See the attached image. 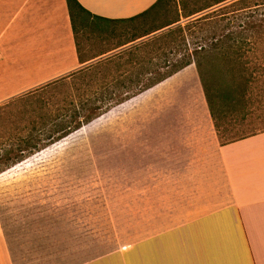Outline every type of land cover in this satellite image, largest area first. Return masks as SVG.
Wrapping results in <instances>:
<instances>
[{
    "label": "crops",
    "instance_id": "1",
    "mask_svg": "<svg viewBox=\"0 0 264 264\" xmlns=\"http://www.w3.org/2000/svg\"><path fill=\"white\" fill-rule=\"evenodd\" d=\"M77 1L98 18L86 36L74 33L66 0H0V104L76 76L108 80L92 84L95 91L133 92L130 80L150 75L144 58L129 52L158 33H142L145 18L122 21L158 0ZM119 37L110 48L90 46ZM120 120L133 127L83 134L101 142L93 152L105 156L88 164V150L64 148L62 180L47 175L37 196L30 193L32 205H45L32 216L46 242L24 249L8 228L16 216L0 209V264H264V132L222 146L198 101L182 102L169 117ZM34 166L0 175V202L12 189L22 192L15 170H54ZM72 168L77 177L65 175Z\"/></svg>",
    "mask_w": 264,
    "mask_h": 264
},
{
    "label": "trees",
    "instance_id": "2",
    "mask_svg": "<svg viewBox=\"0 0 264 264\" xmlns=\"http://www.w3.org/2000/svg\"><path fill=\"white\" fill-rule=\"evenodd\" d=\"M66 4L74 33L79 26L85 29L87 22L98 19L77 0H66ZM174 4L178 5L182 18L187 21L129 52L134 55L133 51L150 47L144 62L152 72L149 76L139 74L130 80L135 91L107 93L94 100L81 101L78 110H74V122L56 125L47 138L35 140L37 144L23 142L26 146H20L18 154L9 155L8 152L0 157V165L6 166L0 173L34 154L27 152L28 149L38 152L53 145L38 156L41 158L62 149L73 132L81 130L79 133L86 134L88 128L82 130L85 125L189 66L195 67L214 131L218 141L223 140L220 145L264 132V0H158L148 12L122 22L146 19L157 9ZM180 20L181 16H178L171 23L145 35ZM191 29L197 31L194 30L190 43L184 34ZM159 40L164 42L158 43ZM153 44L157 45L152 47ZM254 88L260 94L256 101L253 100ZM24 165L28 167L30 161Z\"/></svg>",
    "mask_w": 264,
    "mask_h": 264
},
{
    "label": "rangeland",
    "instance_id": "3",
    "mask_svg": "<svg viewBox=\"0 0 264 264\" xmlns=\"http://www.w3.org/2000/svg\"><path fill=\"white\" fill-rule=\"evenodd\" d=\"M178 16H181L179 23L173 24L167 28L155 32L154 34L158 33V36H161L168 30L174 29L178 24H183L187 21V19L182 18V12L180 11V8L177 4L163 6L161 9H157V11L150 14L146 19L143 20L140 30L142 33L151 32L168 23H171ZM91 22L92 21H89L85 24V29L78 25V29L83 32V36L89 34V31L91 32ZM194 30L197 31L196 29H191L184 34L190 43L192 42L193 38L192 34L195 33ZM123 41L124 38L119 37L117 40L111 42L93 41V43L90 42L92 44L90 46L97 47L98 45L102 44L104 48H110L122 43ZM162 42L164 41H158V43ZM157 44H153L152 47L156 46ZM148 49H150V47H146V49H137L133 52H136L138 54L137 56H142L145 59L148 57L146 54ZM165 52L168 53L169 51L165 50ZM177 58H179V56ZM117 62L120 64V61ZM113 65L115 66L114 63ZM99 67L98 68L100 69V72L105 73L103 65H100ZM144 68H147L146 64H144ZM153 71L158 70L154 69ZM160 71L163 72V70ZM83 77L84 78L76 76L71 79H60L48 84L45 87L38 88L32 92L20 94L19 96L0 104V157L6 156L8 152L9 155L18 154L20 146L23 148L26 146V144L23 142L29 141L32 145H35L37 144L35 140L47 138V135L51 133L56 125L64 124L65 122H74L72 118L74 116V110H78V103L81 101H85L87 99L94 100L96 97H101L104 94L113 93L95 91V88L91 86L92 84L96 83L97 80V84H104L106 81H108L105 80V78L103 79L102 77L96 78L90 76ZM257 90L258 89L254 90V101L260 99V94L256 92ZM188 101L205 102L194 66L189 71L182 73L181 75L166 83L164 87H157L147 94L144 93L124 104L115 106L105 115L97 118L88 126L85 125L82 127V129L88 128L87 133H109L112 131V126H114V131L116 132L117 127H133L132 124H129V121H122L120 118H154L158 116L169 117L174 115L175 106H181L182 102L186 103ZM97 105H102V103H97ZM179 111H181V107L179 108ZM103 117L105 118L102 119ZM79 132H81V130L73 132L69 136L71 139L65 146L62 147V149L53 152L47 157H42L43 159L38 157V155L40 156V153L48 150L53 145L43 148L38 152L28 149L27 152H34V154L22 160L20 163L6 168L4 172L0 173V175H2L29 161L30 165H35L34 167L47 164L54 166V170L52 171L53 173H33L29 171L31 168L15 170L14 172L16 173V176L14 178L12 177V179L15 180L13 182L18 188H16V190H18L16 192H22L20 194H15L12 192V189V191L8 193V196L5 197L6 199L3 198L0 202L1 210L4 209L6 213H10V215L14 214L16 216L15 220L8 221V223L12 224V227H10L9 224L8 228L13 229V231L22 236L24 249L30 247L32 240H35L39 246L41 243L46 242L45 236H43V234L39 231L41 229H45V224L43 225L45 222L40 221L38 225L36 224V226L39 227V233L37 234L33 223V220L36 218L32 216V214H34V209H41L42 207H45V205H32L30 200L31 196H37L38 190L40 192V188L43 186L42 182L50 180L49 177L52 176L55 181L62 180L64 175L62 171V167L64 165L62 150L64 148H70L71 150L82 148L83 150H88L84 152V157H86L88 164H94V159L96 157H103L106 155L104 152H93L95 148H98L97 146L101 142H96L94 137H91L92 140H90L88 136H85ZM222 141L223 140L221 139L218 142L220 143ZM69 159L72 161L70 165L74 164V158H67V160ZM5 167L6 166L4 164H1L0 170L4 169ZM65 171V175H67V171H70L72 178L78 176V172H73V168L71 170L68 169ZM47 175H49V177H47ZM12 179L10 178L8 180ZM17 181L19 182L17 183ZM14 184L13 186H15ZM57 191L58 190H56V192ZM4 202L6 203L5 205L3 204ZM35 202L38 203V200L35 199Z\"/></svg>",
    "mask_w": 264,
    "mask_h": 264
},
{
    "label": "water",
    "instance_id": "4",
    "mask_svg": "<svg viewBox=\"0 0 264 264\" xmlns=\"http://www.w3.org/2000/svg\"><path fill=\"white\" fill-rule=\"evenodd\" d=\"M104 118H105V117H103L102 119H104ZM98 121H99V120H98ZM98 121H97V122H98ZM82 130H83V129H82Z\"/></svg>",
    "mask_w": 264,
    "mask_h": 264
}]
</instances>
